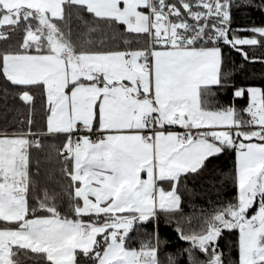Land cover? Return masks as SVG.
Wrapping results in <instances>:
<instances>
[{"label":"snow or ice","instance_id":"obj_1","mask_svg":"<svg viewBox=\"0 0 264 264\" xmlns=\"http://www.w3.org/2000/svg\"><path fill=\"white\" fill-rule=\"evenodd\" d=\"M72 5L122 22L145 46H78L57 22ZM231 8L232 0H0V25H26L19 50L0 52L2 72L19 87L45 90L47 130L66 134L59 151L76 184L71 214L47 189L30 205L38 182L28 147L41 141L29 140L31 129L0 133V264H18L13 246L46 253L51 264H76L77 250L96 264H161L158 231L137 248L128 245L130 230L182 211V176L228 148L236 152V196L202 211L197 227H185L190 216L177 219L189 247L168 262L186 253L188 264H225L218 238L238 228V264H264V88L235 87V97H250L243 109L206 99L223 83L222 44L250 60L258 58L244 46L264 44V25L233 28ZM20 95L33 100L28 90Z\"/></svg>","mask_w":264,"mask_h":264},{"label":"trees","instance_id":"obj_2","mask_svg":"<svg viewBox=\"0 0 264 264\" xmlns=\"http://www.w3.org/2000/svg\"><path fill=\"white\" fill-rule=\"evenodd\" d=\"M65 18L57 20L61 28L70 31L72 41L86 49H125L145 46L146 37L126 30V25L108 24L107 21L96 18L94 14L78 6H66ZM231 20L233 28L264 25V0H232ZM38 21H32L33 27ZM25 22L19 26L0 25V31L7 33L0 37V52L19 50L26 35ZM250 31H242L239 35L250 36ZM222 80L220 86H215L213 95L206 99L213 106L235 103L238 109L245 108L250 97L245 93L242 97L233 95L234 88L239 86H259L264 88V44L246 45L249 56L258 59H246L235 48L222 44ZM24 90L33 95L32 101L23 100L20 93ZM48 107L45 90L41 86L22 88L9 81L2 72L0 60V133L14 132L31 133L28 137L33 141L37 138L39 145L32 143L28 147L30 155V172L38 183L29 192L30 205L37 204L36 197L43 196L44 189L49 194H55L56 202L62 212L71 214V206L75 201L74 187L76 184L66 175L60 149L66 142V134L49 133L47 128ZM241 115L248 116L246 112ZM236 152L228 148L220 154L208 158L207 166L197 173L183 175L180 182L181 209L175 213L158 214V219L134 224L129 232L128 245L139 247L158 231L159 258L161 264H169L168 254L176 255L180 250L189 247V243L181 239L176 230V220L191 217V224L185 227H197L199 214L212 209L214 205L236 196L237 186L235 177ZM38 169V173H37ZM82 202V201H81ZM258 203L250 211H254ZM84 219H89L87 215ZM238 229H224L218 238L219 249L223 252L225 264H238ZM154 242V240H153ZM16 253L12 258L18 264H51L46 253L15 246ZM197 255L203 259L202 253ZM76 264H96L94 257L79 251ZM177 264H188L187 254L177 256Z\"/></svg>","mask_w":264,"mask_h":264},{"label":"rangeland","instance_id":"obj_3","mask_svg":"<svg viewBox=\"0 0 264 264\" xmlns=\"http://www.w3.org/2000/svg\"><path fill=\"white\" fill-rule=\"evenodd\" d=\"M28 138H29V137H28ZM257 142H259V141H257ZM253 206H254V205H253ZM253 206H252V207H253ZM257 208H258V206H257ZM257 208H256V209H257ZM256 209H255L254 211H250L251 209H249L248 214L251 215L252 213H254V212L256 211ZM237 229H238V228H237ZM238 231H239V229H238ZM13 247H15V246H13ZM79 251H81V250H77L76 258H77V255H78V252H79Z\"/></svg>","mask_w":264,"mask_h":264},{"label":"built area","instance_id":"obj_4","mask_svg":"<svg viewBox=\"0 0 264 264\" xmlns=\"http://www.w3.org/2000/svg\"><path fill=\"white\" fill-rule=\"evenodd\" d=\"M170 2H175V0H170ZM35 140H37V138H34V139H33V141H35ZM61 157H62V159H63L62 154H61ZM139 247H140V246H139ZM139 247H137V248H139Z\"/></svg>","mask_w":264,"mask_h":264},{"label":"crops","instance_id":"obj_5","mask_svg":"<svg viewBox=\"0 0 264 264\" xmlns=\"http://www.w3.org/2000/svg\"><path fill=\"white\" fill-rule=\"evenodd\" d=\"M49 132V131H48ZM49 133H53V134H55V133H57V132H49ZM82 251V250H81Z\"/></svg>","mask_w":264,"mask_h":264}]
</instances>
